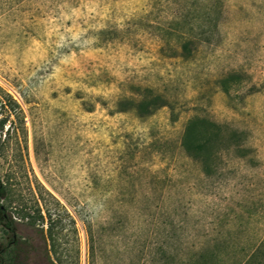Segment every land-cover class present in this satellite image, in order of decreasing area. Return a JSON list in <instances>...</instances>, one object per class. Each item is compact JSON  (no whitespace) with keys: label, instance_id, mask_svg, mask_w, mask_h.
Wrapping results in <instances>:
<instances>
[{"label":"rangeland","instance_id":"rangeland-1","mask_svg":"<svg viewBox=\"0 0 264 264\" xmlns=\"http://www.w3.org/2000/svg\"><path fill=\"white\" fill-rule=\"evenodd\" d=\"M145 88L164 105L117 109ZM6 94L0 178L60 212L62 264H235L264 239V0H0V118ZM193 116L244 147L204 171ZM41 226L17 225L28 264H50Z\"/></svg>","mask_w":264,"mask_h":264},{"label":"trees","instance_id":"trees-1","mask_svg":"<svg viewBox=\"0 0 264 264\" xmlns=\"http://www.w3.org/2000/svg\"><path fill=\"white\" fill-rule=\"evenodd\" d=\"M181 48L188 51V43H182ZM144 91L146 93L138 99L131 98L117 101V109L132 108L138 116H145L164 105L165 102L160 95L152 93L147 88ZM5 99L7 115L0 118V128H2L5 121H9L10 124L13 122V120H8L9 111L18 107L9 94L5 95ZM221 138H223L221 145L225 149L244 147L243 136L240 131L203 116H193L187 120L183 128L180 145L189 156L198 161L204 171H207L210 161L209 154L214 143ZM36 185L60 206L59 202L39 182H36ZM29 190L30 193H33L31 186H29ZM14 191L15 189L7 178L5 180L0 178V237L2 239L0 241V264H28L30 257L35 254V249L31 244L26 245L17 232V225L21 220H24L31 227L36 226V220L41 224L45 220V229L42 226L39 228L41 237L46 238L48 241V248L44 246L41 249L43 257L50 264H62L55 243L57 238L55 228L59 226L61 220L60 212L56 210L49 211L47 208L41 209L36 201L34 206L32 204L27 205L20 192L15 193ZM14 194H17V197L13 198ZM64 212L70 224L73 225V218L65 210ZM5 235H7V239H3ZM253 263L264 264V239L235 264Z\"/></svg>","mask_w":264,"mask_h":264}]
</instances>
